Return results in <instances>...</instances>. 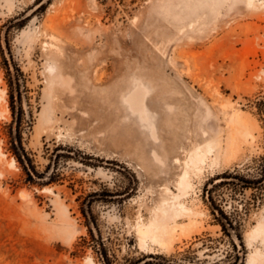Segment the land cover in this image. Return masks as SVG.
I'll list each match as a JSON object with an SVG mask.
<instances>
[{"label":"rangeland","instance_id":"1","mask_svg":"<svg viewBox=\"0 0 264 264\" xmlns=\"http://www.w3.org/2000/svg\"><path fill=\"white\" fill-rule=\"evenodd\" d=\"M262 1L0 0V264H249L264 178L237 179L264 154ZM197 148L189 216L169 197ZM154 207L175 227L162 249L138 241Z\"/></svg>","mask_w":264,"mask_h":264},{"label":"bare ground","instance_id":"2","mask_svg":"<svg viewBox=\"0 0 264 264\" xmlns=\"http://www.w3.org/2000/svg\"><path fill=\"white\" fill-rule=\"evenodd\" d=\"M246 1L248 5H253L255 2V0ZM262 3L264 7V2L262 1ZM3 91L0 93L1 101H5V95H3ZM2 112L8 113V109L5 107V105H3ZM43 118L46 121L50 120L51 117L49 107L45 108V110L43 111ZM227 122L231 131V140L233 139L234 133L240 132L244 136L247 135L246 131L243 132V130H240V127H244L245 124L241 122L237 110H232L230 112L227 117ZM209 152L210 148H207L206 150L197 148L187 156V158L183 162L182 171L179 173L175 181L177 192L175 194H173V192L170 193L171 195L169 198L172 199L171 202H173L174 206L178 208V211L183 212L186 215H191V209L189 206L186 205L185 201L182 198L188 193L189 190L192 191L191 188L193 184L191 182V175L193 176V174H196L198 172L200 173L202 169H204L203 166H205V162H207L206 160L208 158ZM0 154L2 155L1 151ZM177 160L178 159L176 158L175 161ZM11 164H14V160L11 161ZM49 190V188L44 187L41 191ZM166 192H169L168 189H166ZM168 203L169 201H167L166 199H164L162 202L163 205H167ZM167 217L168 215H166L163 210H159V207H154L153 219L151 221H148L147 223L142 222L136 225V230L139 238L138 241H140V244L143 245V247L146 243L149 244L148 242H152L160 246L161 249L162 247L165 248L171 244V239L173 238V232L175 231V227H168L165 225L159 226L157 222V220H159L160 218ZM165 237H167V239ZM248 240H258L260 242V245L262 246V248H254L248 259L249 264H261L262 262H264V223L259 222L250 230V232L248 233ZM85 262L86 264H94L91 257H87L85 259Z\"/></svg>","mask_w":264,"mask_h":264},{"label":"trees","instance_id":"3","mask_svg":"<svg viewBox=\"0 0 264 264\" xmlns=\"http://www.w3.org/2000/svg\"><path fill=\"white\" fill-rule=\"evenodd\" d=\"M264 103V101H261ZM260 102V103H261ZM260 113L264 114L263 110L260 108L259 109ZM11 143V149L13 151V153L15 154V157L17 159V161L21 164V166L23 167V169L25 170L28 178L30 180H32V176L29 170V167H31V159L29 158V156L26 154V152L24 151L23 147L21 146V142H20V137H12L10 140ZM260 176L253 178V179H247V178H238L237 181L240 185L241 188H258V184L260 183L261 179L264 178V154L262 155L261 159H260ZM56 176V174L54 173L53 175L50 174L48 177V180L51 182L53 181V178ZM221 215L223 216V212H221ZM231 225V224H230ZM220 226L222 228L223 231H226V226L223 222H220ZM88 232L90 235V240L95 243L92 244L93 247H96L95 245H101L99 242H97V240H95L94 234H92V229L90 227H88ZM83 242L88 243V241H86V239H83ZM96 249V248H95ZM100 255L103 258V260H107V256L105 254V252L102 251V249H100ZM107 264V263H106Z\"/></svg>","mask_w":264,"mask_h":264}]
</instances>
